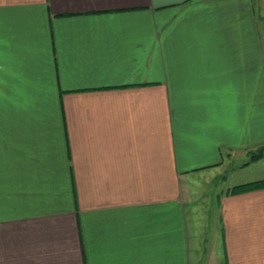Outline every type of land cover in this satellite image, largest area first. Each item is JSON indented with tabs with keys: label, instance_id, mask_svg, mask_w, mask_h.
<instances>
[{
	"label": "crops",
	"instance_id": "0c3cea01",
	"mask_svg": "<svg viewBox=\"0 0 264 264\" xmlns=\"http://www.w3.org/2000/svg\"><path fill=\"white\" fill-rule=\"evenodd\" d=\"M260 12L0 0V264H264V188L189 186L264 145Z\"/></svg>",
	"mask_w": 264,
	"mask_h": 264
},
{
	"label": "rangeland",
	"instance_id": "374dc122",
	"mask_svg": "<svg viewBox=\"0 0 264 264\" xmlns=\"http://www.w3.org/2000/svg\"><path fill=\"white\" fill-rule=\"evenodd\" d=\"M255 5L261 10L260 14L264 17V4L260 0H255ZM262 147L264 145L248 152L233 154L221 168V172L217 174L203 173L189 182L192 195L197 197V201L207 204L208 216L218 215L217 203L222 196L230 194L234 186L244 181L251 182L253 179L257 180L263 177L264 152H262V157H253V154L259 152L258 150Z\"/></svg>",
	"mask_w": 264,
	"mask_h": 264
},
{
	"label": "trees",
	"instance_id": "16d2710c",
	"mask_svg": "<svg viewBox=\"0 0 264 264\" xmlns=\"http://www.w3.org/2000/svg\"><path fill=\"white\" fill-rule=\"evenodd\" d=\"M258 151L259 152H255L253 154V157H256V158L262 157L263 156L262 152H264V147L260 148ZM261 188H264V179L255 180V181H251V182H247L243 184H238L233 187L231 193L238 194V193H244V192L253 191V190H257Z\"/></svg>",
	"mask_w": 264,
	"mask_h": 264
}]
</instances>
